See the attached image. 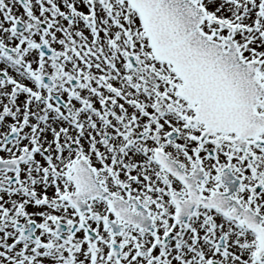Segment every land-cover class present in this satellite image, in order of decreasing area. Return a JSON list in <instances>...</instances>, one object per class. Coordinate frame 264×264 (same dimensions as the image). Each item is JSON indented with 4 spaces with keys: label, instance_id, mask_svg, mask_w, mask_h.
I'll return each instance as SVG.
<instances>
[{
    "label": "snow or ice",
    "instance_id": "snow-or-ice-1",
    "mask_svg": "<svg viewBox=\"0 0 264 264\" xmlns=\"http://www.w3.org/2000/svg\"><path fill=\"white\" fill-rule=\"evenodd\" d=\"M0 264H264V0H0Z\"/></svg>",
    "mask_w": 264,
    "mask_h": 264
}]
</instances>
